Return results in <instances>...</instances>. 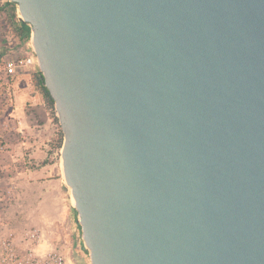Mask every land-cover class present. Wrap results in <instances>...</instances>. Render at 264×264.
<instances>
[{
    "label": "water",
    "instance_id": "water-1",
    "mask_svg": "<svg viewBox=\"0 0 264 264\" xmlns=\"http://www.w3.org/2000/svg\"><path fill=\"white\" fill-rule=\"evenodd\" d=\"M12 2L91 264H264V0Z\"/></svg>",
    "mask_w": 264,
    "mask_h": 264
},
{
    "label": "rangeland",
    "instance_id": "rangeland-1",
    "mask_svg": "<svg viewBox=\"0 0 264 264\" xmlns=\"http://www.w3.org/2000/svg\"><path fill=\"white\" fill-rule=\"evenodd\" d=\"M5 129L6 125L1 124L0 141L4 149L0 152V244L12 239L23 250L26 233L36 231L41 235V253L56 246L65 254L68 264H91L82 232L79 240L71 233L66 219L61 218L63 209L69 211L72 201L63 189L60 151L56 149V154L46 160L48 170L37 171L42 162L31 158L28 149L18 148L12 159L6 156ZM54 142L52 148H57V138ZM1 254L0 249L3 264Z\"/></svg>",
    "mask_w": 264,
    "mask_h": 264
},
{
    "label": "crops",
    "instance_id": "crops-1",
    "mask_svg": "<svg viewBox=\"0 0 264 264\" xmlns=\"http://www.w3.org/2000/svg\"><path fill=\"white\" fill-rule=\"evenodd\" d=\"M13 12H16V9ZM2 46L3 43L0 41V54L23 56L32 48V43L31 41L21 43L19 39H14L10 44L11 49L8 47L2 50ZM32 74V72L19 74L11 89L8 86H0V125H6L3 134L8 158L12 159L16 150L21 147L29 150L31 158L43 163L51 154H56V149L59 150V146L52 148V143H56L55 138L58 141L57 145L60 143L61 127L60 123L57 124L52 118V111L44 95L34 85ZM47 167L48 165H40L37 171L48 170ZM61 218L66 219L73 236L81 240V231L72 204L69 211L63 209ZM80 242L79 247L83 248Z\"/></svg>",
    "mask_w": 264,
    "mask_h": 264
},
{
    "label": "built area",
    "instance_id": "built-area-1",
    "mask_svg": "<svg viewBox=\"0 0 264 264\" xmlns=\"http://www.w3.org/2000/svg\"><path fill=\"white\" fill-rule=\"evenodd\" d=\"M12 0H0V41L2 50L9 47L17 35L18 24L22 23L18 14L12 12ZM2 52V51H1ZM39 68L38 59L33 47L23 56L0 54V86H13L15 78L22 73H36ZM4 149L0 141V152ZM25 247L21 250L12 239H5L0 244L3 264H68L65 254L56 246L46 253H41V235L38 232H28L25 235Z\"/></svg>",
    "mask_w": 264,
    "mask_h": 264
},
{
    "label": "trees",
    "instance_id": "trees-1",
    "mask_svg": "<svg viewBox=\"0 0 264 264\" xmlns=\"http://www.w3.org/2000/svg\"><path fill=\"white\" fill-rule=\"evenodd\" d=\"M11 10L12 12L15 11L16 9V5L15 4H10ZM19 40L21 41V43H26L29 42L31 40V27L27 24V23H19L18 24V28H17V35H16ZM32 80L34 85L39 88V90L41 91V93L44 95V98L47 102V105L49 106V108L52 111V118L54 119V121L59 124V120L56 116V110H55V102L53 100V98L51 97L46 85H45V80H44V76L42 74V72L40 70H38L36 73L32 74ZM60 125V124H59ZM61 127V126H60ZM63 143V131L61 129V133H60V143H59V150L61 149ZM48 161H45L41 164V166H46L48 165ZM79 225V223H78ZM80 231L81 227L79 226Z\"/></svg>",
    "mask_w": 264,
    "mask_h": 264
}]
</instances>
